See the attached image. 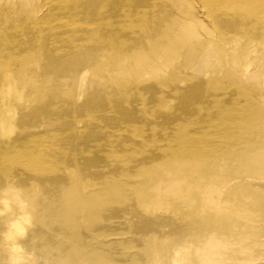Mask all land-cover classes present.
Here are the masks:
<instances>
[{
	"label": "rangeland",
	"instance_id": "374dc122",
	"mask_svg": "<svg viewBox=\"0 0 264 264\" xmlns=\"http://www.w3.org/2000/svg\"><path fill=\"white\" fill-rule=\"evenodd\" d=\"M13 179L37 264H264V0H0Z\"/></svg>",
	"mask_w": 264,
	"mask_h": 264
},
{
	"label": "clouds",
	"instance_id": "9594fccd",
	"mask_svg": "<svg viewBox=\"0 0 264 264\" xmlns=\"http://www.w3.org/2000/svg\"><path fill=\"white\" fill-rule=\"evenodd\" d=\"M8 218L0 237L8 246V264H37L36 253L23 243L34 228L30 199L14 179L0 188V220Z\"/></svg>",
	"mask_w": 264,
	"mask_h": 264
}]
</instances>
